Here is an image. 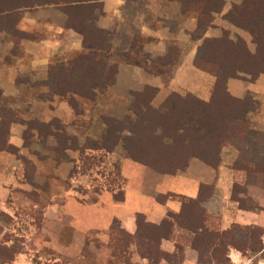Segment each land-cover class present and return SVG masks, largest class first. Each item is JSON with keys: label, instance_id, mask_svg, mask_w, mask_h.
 <instances>
[{"label": "crops", "instance_id": "crops-1", "mask_svg": "<svg viewBox=\"0 0 264 264\" xmlns=\"http://www.w3.org/2000/svg\"><path fill=\"white\" fill-rule=\"evenodd\" d=\"M139 1H100L101 7L98 14L106 22L110 20L111 26L108 30V26L101 22L98 27H95L105 32L108 48L102 50L89 49V51H92L93 57L101 60L106 67H113V82L109 89L114 91L117 97V99L115 98L116 101H124V107L121 108L120 106L111 110L97 108L95 104L105 90L96 94L93 102L94 107L86 109V118L85 121L83 120L86 124L83 127L90 134L88 137L92 142H99L105 132V126L101 120L102 116L117 120L131 119L129 116L132 115L129 108L134 99L132 93L140 92L144 86L155 88L156 93L150 101L152 108H157L169 93L161 92L156 84H161L159 79L162 69L165 70L171 62L170 49L162 57L153 59L150 62L153 63V66L150 67L149 62L142 60V55L139 53L142 50L140 46L134 44L135 41H139L140 44L143 43L141 47L144 48L146 43L156 41L154 39L157 37L154 35L156 30L152 26H154L155 20L160 18L156 16V13L161 14V11H156L153 6L142 7L143 4H138ZM148 5H152V3ZM43 6H36V8ZM50 6L54 8L41 10L39 17L40 19L44 17L47 23L48 21L55 23L62 19L58 34L52 33V40L54 41L44 42L43 38L29 39L31 42H42L46 45L22 48L21 43H18L15 49L9 39V44H4L3 49H0L2 54V67L0 68L8 70L10 75L23 76L20 74L21 68L23 70L27 68L25 71L31 69L36 71L35 66H39L43 70V74L39 71L38 76L41 77L39 81L41 85L48 84L49 86L51 83L48 80L49 66L61 67L69 60L74 59L75 56L86 54V50L82 48L80 36L70 29H65L66 15L58 7ZM33 9L34 7L28 10ZM21 11H18V24L23 20ZM179 12L181 16H184L185 13L181 12V7ZM144 14L147 15L146 20H150L146 21L148 24H144L145 20L141 19ZM129 16L132 19L128 18ZM33 21L34 18L32 23ZM141 21L144 27L140 31H133L134 34L126 31L128 24L137 30ZM119 24H126L127 26L124 34L119 37V41L116 43L114 40L116 37L115 29ZM3 32L5 31H0V34ZM245 34L250 37L247 33ZM109 35L112 38L110 44L108 43ZM189 38L191 41H199V46L203 38L208 37L204 34L200 38L192 39L191 34H189ZM60 39L65 43L60 44ZM57 41L59 42L57 43ZM244 44L249 52L254 51V46L250 49L245 42ZM115 49L122 53H129L128 50H136L138 54L130 56L133 60H128L130 62L126 61L125 63L105 59L103 55L109 56L111 50L116 51ZM13 52H16V55L21 52L31 55L32 60L28 62L29 67L20 62H15L16 65H13L12 60L18 56L13 55ZM64 55H68V58L61 60ZM167 57H169V61L164 62L163 60ZM155 64L158 65L157 70ZM191 65L198 73L197 79L194 78L195 88L186 89L184 94H191L206 102L210 96L214 78L197 69L192 61ZM104 70L106 71L105 68ZM43 77H45L44 80ZM13 79L10 80V77L9 79L0 78V99L8 101V106L12 100L31 99L25 88L28 84L25 77ZM202 82H207V87H202ZM19 86H24V88ZM48 89L49 87L43 92L42 97L50 102L57 98L59 99L57 102L60 103L58 105H54V103L50 106V114H46L44 111V108H47V103L40 106V103L36 102L35 112H32L30 117L18 115L15 110L11 111L7 106L0 104V108L11 112L14 117L22 121L34 120L45 129L42 135H39L35 129H31L24 138V124H9L6 142L17 150L18 156L0 151V216L9 217L12 215L7 204H9L10 199H13L14 194L21 195L28 200L29 206H32L40 216L37 229L42 233L36 236L39 241H36L35 237L33 238V247L49 253L52 264H60V261H62L61 264H79L83 260L80 253L84 244H86L87 249H93V251L91 250L93 256L88 260L90 263L107 264L115 259L110 252H107L109 250L110 229L113 224L117 225L126 235L132 237L123 253L126 255L127 264H148L147 257L140 253L142 250L137 245V240L143 241V244L147 246L156 242L159 252L166 256V258L161 256L157 259L156 264H199L198 254L192 248L191 243L193 238L204 230L216 235L237 232L233 238L236 241L225 247L223 256L227 260L225 264H264V186L261 182L263 177L259 173H248L240 168V164L244 163L243 158L247 157L264 164V160L261 161V158L264 157V153L261 152V149L264 150V145L257 146V156L255 152H251L250 155L244 157L241 156L238 147L228 143L217 151L214 166L197 157L190 156L180 164V167L170 173L157 172L126 156H121L119 154V150H122L120 141L111 152L89 149L88 151L91 153L101 152L113 156L121 185L109 192H100L97 197L88 199L86 205H82L73 197V165L71 162L62 159L65 158L62 156H65L66 152L76 150L65 149L61 154H58L57 150L60 147L55 139L57 128H60L65 136L73 138L77 144L75 136L69 135V132H73V130L69 129L68 123L64 128L65 120L75 113L68 106L66 99L59 96L46 98ZM124 89H126V94H124ZM224 89L230 97L238 100L243 99L249 93L252 94L250 100L253 104L255 101L257 105L255 108L249 109L244 116L247 124L246 131L250 137L252 134L254 137L264 138V74L256 75L253 80H250L249 75L227 78ZM70 97L76 101L77 110L80 113V102L87 100L75 95H70ZM40 107L43 108L42 111ZM96 115L98 120L94 119ZM54 119L58 121L57 127L49 125ZM28 141H30L29 143L37 141L40 144V148H37L34 153L40 154L42 158L36 156L35 159H32L23 155V151L29 148ZM43 143L53 155L47 156L41 146ZM84 143L77 146L80 147ZM244 149H248L247 146ZM252 149H255L254 146ZM85 150L83 149L81 154ZM77 152L80 153L79 150ZM14 161H17L19 165H15ZM47 167L49 170L47 169V173H43ZM26 168H30L29 174H25ZM188 202L193 203L198 210H194V212L189 210L186 207ZM191 214H195L198 220L188 217ZM3 227L0 224V246L12 247L17 245L19 247L11 262L6 264H31L30 256L25 255L24 241L10 240ZM192 227L194 230L191 229ZM160 233L162 234L161 237L154 238ZM90 234H93L98 243L97 246L91 241H86Z\"/></svg>", "mask_w": 264, "mask_h": 264}, {"label": "trees", "instance_id": "trees-1", "mask_svg": "<svg viewBox=\"0 0 264 264\" xmlns=\"http://www.w3.org/2000/svg\"><path fill=\"white\" fill-rule=\"evenodd\" d=\"M100 1L0 0V31L9 32L15 49L20 38L25 37L30 40L40 38L17 30L18 11L34 6L54 5L66 15L65 29H70L80 36L86 54L75 56L61 67H48V80L51 83L45 97L50 99L52 96H59L66 99L68 106L76 114L79 113L77 103L70 95L94 102L97 92H103L113 82V67H106L101 60L93 57L92 51H89V49L108 48L105 32L97 29L93 22L95 11L101 7ZM179 1L182 11L191 9L196 15L195 29L191 33L192 39L200 38L205 34L211 13L220 14L224 6L223 0ZM222 17L250 36L254 51L249 52L240 38L235 41L229 40L225 31H222L218 38H203L199 46V55L193 61V65L214 78L206 102L190 94L180 95L171 92L158 108H152L150 101L156 89L144 86L140 92L131 94L134 98L129 108L133 116L132 120L127 118L116 121L108 116L101 117L105 132L99 142L86 141L84 145L78 147L73 138H68L60 128H57L55 139L60 147L57 153L61 154L65 149L80 152L83 149L111 152L121 140V133L127 130L129 136L122 140L125 156L157 172L170 173L190 156L214 166L217 151L228 143L235 146L238 142L242 144L247 142L250 143L249 147L255 144L259 136L256 140H245L247 126L244 116L249 111L248 99L244 97L238 100L230 97L225 92L224 83L227 78H238L237 72L249 75L250 80L260 73L264 74V0H243L237 5H231ZM12 54L16 55V52ZM163 61H169V57ZM10 123L25 125L24 138L31 129H35L39 135L45 132L44 127L36 121H22L14 117L11 112L0 108V151L16 157L17 150L6 142ZM49 125L57 127L58 121L54 119ZM164 140L168 143L164 144ZM254 150L252 149L251 152ZM261 152L264 153V150L261 149ZM263 158L261 161L264 160ZM243 159L244 163L240 164V168L248 173H259L263 177L261 182L264 186V164L250 157ZM29 173L30 168H26L25 174ZM186 207L192 212L198 210L193 203L188 202ZM188 217L198 220L195 214ZM191 229L194 230L193 227ZM234 233L216 235L206 230L199 232L191 243L198 254L199 264H225L227 260L223 258L224 250L227 245H232L231 242L236 241L233 239L236 236ZM161 235L160 233L154 238H159ZM109 237L108 247L113 240H118L125 244L122 250L126 249L132 240V237L126 235L115 224L110 229ZM152 240L155 242L154 239ZM155 243L147 246L143 241L137 240V245L142 250L140 253L147 257L148 264H156L157 259L163 256ZM18 250L17 245L0 246V264L10 263ZM122 250L119 251L123 255V260L125 259L123 262L126 263L128 261Z\"/></svg>", "mask_w": 264, "mask_h": 264}, {"label": "rangeland", "instance_id": "rangeland-1", "mask_svg": "<svg viewBox=\"0 0 264 264\" xmlns=\"http://www.w3.org/2000/svg\"><path fill=\"white\" fill-rule=\"evenodd\" d=\"M243 0H223L224 6L223 10L220 14L211 13L210 21L207 29L205 30V35L208 38H218L220 37L222 31H225L227 33V38L231 41H235L237 39H242L249 47L252 49L254 46L252 40L250 37H248L240 28L232 25L228 21H226L222 14L226 12L230 8L231 5H237ZM129 2V1H128ZM152 3V5H148ZM180 1L178 0H140L138 4L142 5L144 8H148V6H153L156 11L160 10L161 14H157L156 16L160 17L158 20H155L154 27L155 33L154 35L157 36L154 39L156 41H150V43H146V46L142 48V44L140 42L135 41V45L140 46L139 53L142 55V60L149 62V66H153L150 62H152L153 59L162 57L168 49H170L171 54V62L167 68L162 69L161 76H160V83L159 85L156 84V86L159 87V90L164 93H177L180 95H185L184 93L186 89L192 90V88H195V79L197 77V71L192 68L191 61L193 64V61L196 60V57L199 55V41H191L189 38V34H191L196 25V17L194 11L191 9H188L187 11H182V13H185L184 16L180 15L179 8L181 7V4H179ZM139 6V5H138ZM54 8L53 6L46 5L42 8H36L34 6L33 10H22L21 11V17L23 18L22 22L19 24H16L17 30L32 35L34 37H40L43 38V41H54L53 39V32L58 34L59 27H61L62 19L60 21H57L54 24L51 21L45 22L44 17L40 19L39 12L45 11L47 8ZM39 9V10H38ZM98 10L95 11V19H94V25L99 26L101 22H104L108 27L111 26V21H105L104 18H101L98 14ZM48 14V12H47ZM146 14V13H145ZM143 15L141 19L145 20L144 24L147 23L150 20L147 19V15ZM123 15V14H122ZM195 19H193V17ZM36 17V19H35ZM34 18V21L32 23V20ZM131 18L132 17H128ZM133 19H135L133 17ZM140 19V18H138ZM149 19V18H148ZM147 21V22H146ZM19 22V21H18ZM51 23V24H50ZM138 24V21H137ZM144 24L142 21L140 22V25L137 27V30L134 26H131L128 24V29L126 31H129L131 34L133 31H140L141 28L144 27ZM148 24V23H147ZM126 24H119L116 26L115 32L116 37H114V40H116V43L119 41V37L124 34ZM149 26V25H148ZM139 28V29H138ZM194 28V29H193ZM193 31L191 32V30ZM10 31V29H9ZM191 32V33H190ZM134 34V33H133ZM62 38V35H61ZM9 32H3L0 34V49H3L2 46L4 44H9ZM22 39V40H21ZM110 35L108 36V43H111ZM60 44L65 43L64 41H61ZM59 41H57L58 43ZM18 43H21L22 48L23 47H36V46H43L46 45V43H39V42H31L29 39L23 37L20 38ZM56 43V44H57ZM119 45L117 44V47ZM116 51H112L108 54L109 56H106L104 54L103 56L105 59H112L116 60L122 63H125L128 60H133L130 56H135V54H138L136 50H128L127 52H120L117 49ZM18 51V50H17ZM20 51V49H19ZM18 55V56H17ZM16 58L12 60L13 65H16L15 62H20L22 64H27L32 59L31 55H26L25 53L17 54ZM95 55V54H94ZM102 56V57H103ZM1 57L2 54L0 53V67L1 66ZM96 57V56H95ZM68 58V55L62 56V59ZM130 62V61H128ZM19 68L18 66H16ZM36 71L34 70H27L25 68L24 70L20 69V74H23V76H18L15 74L10 75L9 71L6 69L0 68V78L1 79H9L12 80L16 78H24L28 81V84L25 86L28 92V96H31V99L29 100H12L10 101V105L8 106V101H4L0 99V104H3L4 106H7L11 111H16L18 115H26L28 117L31 116L32 112H35L36 109L35 103L39 102L40 106L41 104L47 103V108H44V111L46 114L49 113L50 106L52 104L58 105L60 104L57 102L59 99H54L55 101L50 102L45 100L42 97V94L44 91H46L47 87H49L48 84L41 85L39 71L41 74H43V70L39 66H35ZM5 68V66H4ZM155 68L157 70L158 65L155 64ZM14 69V68H13ZM196 72V73H195ZM15 73V72H14ZM37 73V74H36ZM239 77H243L244 73L237 72ZM255 74V73H254ZM25 75V76H24ZM43 76V75H42ZM248 76V75H247ZM159 77V76H158ZM13 79V80H14ZM45 77H43V80ZM197 79V78H196ZM199 81V80H198ZM242 85V82L240 83ZM207 82H202V87H207ZM20 88H24V86H19ZM125 93L122 91V93L126 94V89H124ZM168 93V94H169ZM97 94H99L97 92ZM188 94V93H187ZM128 95V94H127ZM191 95V94H190ZM129 96V95H128ZM193 96V95H192ZM252 94L246 95V98L248 99L247 105L248 109H253L256 107V102L254 101V104L250 100ZM115 98L117 97L114 94V91L112 92V89L107 88L104 93H101V96L99 98V101L95 104L97 108L101 109H108L111 110L112 108H118L121 106L124 107V101L119 100L116 101ZM131 98V96H130ZM81 104L79 107L81 108L79 115H72V117H69L64 122V128L66 127V124L68 123L69 129L73 130V132H69V135H74L77 139V145H81L85 141H90L89 139V133L87 132L86 128L83 126H86L84 124L83 120L85 121L86 118V109L93 108L94 104L92 101H84L80 102ZM162 103V102H161ZM159 107V106H158ZM157 107V108H158ZM40 110L42 111L43 108L40 107ZM51 110V109H50ZM98 113V112H96ZM132 115V114H131ZM132 120L133 116H129ZM94 119L98 120L99 118L97 115L94 117ZM114 119V118H113ZM116 121H121L114 119ZM100 121V120H99ZM264 123V122H263ZM247 125V124H246ZM68 134V133H67ZM127 136H129V132L126 130L122 133L120 136V142L122 144V140L125 139ZM89 139V140H88ZM247 140H256V137H254L251 134L246 135ZM28 141L29 148L25 149L23 151V155L26 157H30L32 159H35V157H40V154L34 153L37 148H40V144L37 141L31 142ZM163 143H168L167 140H164ZM244 145L249 147L250 143L242 144L240 142L235 145L236 147L240 148V154L241 156L247 157L249 153L252 151V146H254L256 156L258 148L257 146H263L264 145V139L263 137H258L257 142L255 144H252L248 149H244ZM44 148V152L47 154V156L53 155L51 152H49V148L44 145V143L41 145ZM89 149H86L82 154L81 152L78 153L76 151L66 152L65 158H62L66 160L67 162H71L73 165L72 170V177L73 182V197L76 199L79 203L82 205H86V201L92 197H97L100 192H109L110 190H114V188H119L121 185V179L119 178L117 172H116V166L114 165L113 156L112 155H106L105 153L101 152H95L91 153L88 151ZM98 151V150H97ZM43 152V153H44ZM119 154L121 156H125V152L122 150H119ZM117 153V155H119ZM44 158V157H43ZM35 161V160H34ZM15 165H19V163L16 161L13 162ZM47 169L49 170V167L46 168V170L43 171V173H47ZM15 173V172H14ZM17 173V172H16ZM70 188V187H69ZM75 194V195H74ZM13 199L9 200V204H7L8 208L11 211L12 215L6 216L2 215L0 216V224L3 225L5 232L7 233V237H10V240L18 239L24 241V250L25 255L30 256L31 264H52L50 254L47 253L45 250H37L34 246L33 238L38 235L42 234L37 229L39 214L36 212L35 209H33L32 206H29L28 200H26L23 196L14 194ZM115 198V196H114ZM1 229V228H0ZM3 230V229H2ZM237 232L234 233V235ZM67 234V233H66ZM36 241H39L38 238H36ZM86 241L93 242L96 246L98 243L94 239L93 234H90L87 236ZM26 243V244H25ZM111 246L109 247V250L107 252H110L112 257L115 259H112L107 264H127L124 263L125 259L123 260V255L119 250H122L123 245L118 240H113L111 243ZM43 247V246H42ZM115 248V250H113ZM125 249V248H124ZM124 249L122 251H124ZM93 249H87L86 244L83 245L81 249L80 255L83 257V260L80 261L79 264H93L88 262L90 258H92V251ZM113 250V251H112ZM115 254V255H114ZM126 258V255H124ZM87 260V261H86ZM62 261H60L61 264Z\"/></svg>", "mask_w": 264, "mask_h": 264}]
</instances>
